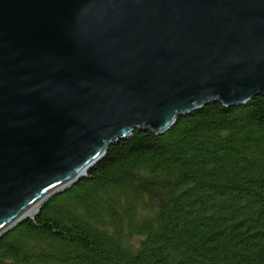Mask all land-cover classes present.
<instances>
[{"label":"water","instance_id":"95a60500","mask_svg":"<svg viewBox=\"0 0 264 264\" xmlns=\"http://www.w3.org/2000/svg\"><path fill=\"white\" fill-rule=\"evenodd\" d=\"M254 98L264 0H0V239L134 132Z\"/></svg>","mask_w":264,"mask_h":264},{"label":"trees","instance_id":"16d2710c","mask_svg":"<svg viewBox=\"0 0 264 264\" xmlns=\"http://www.w3.org/2000/svg\"><path fill=\"white\" fill-rule=\"evenodd\" d=\"M0 264H264V99L113 144L0 239Z\"/></svg>","mask_w":264,"mask_h":264},{"label":"bare ground","instance_id":"6f19581e","mask_svg":"<svg viewBox=\"0 0 264 264\" xmlns=\"http://www.w3.org/2000/svg\"><path fill=\"white\" fill-rule=\"evenodd\" d=\"M31 217L27 218V219H30Z\"/></svg>","mask_w":264,"mask_h":264}]
</instances>
